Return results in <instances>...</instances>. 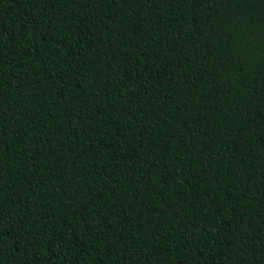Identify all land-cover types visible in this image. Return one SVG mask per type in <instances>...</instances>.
I'll use <instances>...</instances> for the list:
<instances>
[{
  "label": "trees",
  "instance_id": "16d2710c",
  "mask_svg": "<svg viewBox=\"0 0 264 264\" xmlns=\"http://www.w3.org/2000/svg\"><path fill=\"white\" fill-rule=\"evenodd\" d=\"M0 264H264V0H0Z\"/></svg>",
  "mask_w": 264,
  "mask_h": 264
}]
</instances>
